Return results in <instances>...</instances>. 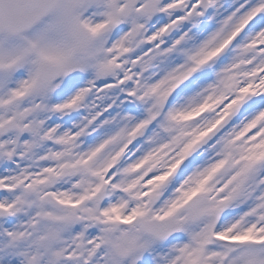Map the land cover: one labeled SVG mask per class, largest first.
<instances>
[{
  "label": "snow or ice",
  "instance_id": "6c2138e0",
  "mask_svg": "<svg viewBox=\"0 0 264 264\" xmlns=\"http://www.w3.org/2000/svg\"><path fill=\"white\" fill-rule=\"evenodd\" d=\"M0 264H264V0H0Z\"/></svg>",
  "mask_w": 264,
  "mask_h": 264
}]
</instances>
